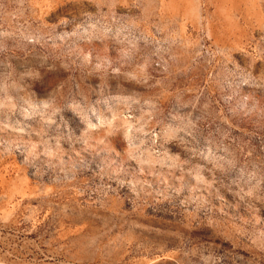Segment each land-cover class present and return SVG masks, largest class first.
Wrapping results in <instances>:
<instances>
[{
    "label": "rangeland",
    "instance_id": "1",
    "mask_svg": "<svg viewBox=\"0 0 264 264\" xmlns=\"http://www.w3.org/2000/svg\"><path fill=\"white\" fill-rule=\"evenodd\" d=\"M0 264H264V0H0Z\"/></svg>",
    "mask_w": 264,
    "mask_h": 264
}]
</instances>
